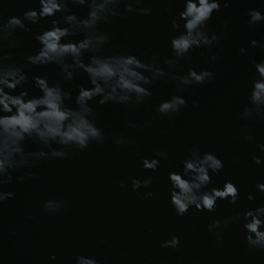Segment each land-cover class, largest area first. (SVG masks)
Instances as JSON below:
<instances>
[{
    "label": "water",
    "instance_id": "obj_1",
    "mask_svg": "<svg viewBox=\"0 0 264 264\" xmlns=\"http://www.w3.org/2000/svg\"><path fill=\"white\" fill-rule=\"evenodd\" d=\"M133 6L151 11L102 23L100 29L110 40L100 54L135 55L166 75L147 86L151 95L142 102H92L103 141H91L84 149L54 144L67 155L33 158L11 172L12 182L3 190L14 196L0 207V264H76L80 256L97 264H264V249L249 245L243 226L244 212L264 206V192L257 188L264 183V162L254 160L264 161L259 147L264 144V112L243 116L257 79L255 65L264 62V21L250 24L249 12L264 14V0H221L219 11L204 25V31L218 39L211 46L192 48L183 58H176L171 48V40L184 31V21L179 28L171 23L183 11V0H142ZM39 8L38 0H0L5 24L11 16L23 18L25 11ZM68 8L81 17L87 14L80 5L70 3ZM66 14L36 24L25 21L24 29L17 28L3 41L5 62L25 65L26 57L40 47L35 37L50 28L52 20L65 26ZM69 39H82V34ZM168 60L176 63L170 66ZM193 69L213 75L204 83L178 87L173 77ZM25 71L28 82L13 94L41 95L32 80L36 75L50 83L62 80L56 64L28 65ZM90 86L87 74L78 71L63 85L72 93L66 104L76 107L79 89ZM172 96H182L186 104L178 112L161 114L159 105ZM120 139L124 143H118ZM24 147L26 152L42 148L31 139ZM193 149L201 155L210 152L224 164L219 172H210L212 183L203 190L223 189L230 181L239 191L236 203L218 199L210 212L193 206L177 214L169 173L182 174L183 161L192 157ZM144 159L160 163L155 170L145 169ZM134 179L151 183L134 190ZM48 200L60 201L62 207L48 211ZM174 236L179 238L176 247L162 246Z\"/></svg>",
    "mask_w": 264,
    "mask_h": 264
},
{
    "label": "clouds",
    "instance_id": "obj_2",
    "mask_svg": "<svg viewBox=\"0 0 264 264\" xmlns=\"http://www.w3.org/2000/svg\"><path fill=\"white\" fill-rule=\"evenodd\" d=\"M142 0H38L39 10L29 9L23 13V18L11 16L3 23V12L0 9V207L4 201L14 196L13 192L4 191L3 187L12 182L11 172L29 164L30 160L47 157L63 158L67 153L53 147L56 145L87 148L91 141H103L104 133L97 127L92 102L98 105L109 103L126 104L142 102L151 95L148 85L153 80L164 77L166 73L153 63H145L135 55H101L102 47L110 40V35L101 31L100 25L111 22L113 17H124L128 13L148 15L150 9L138 8ZM184 9L178 17L171 21L173 28H179V21H184V31L171 40V48L176 58H183L194 47L211 46L218 37L209 36L204 31V25L219 11L221 0H183ZM227 2V0H224ZM87 8V14L78 16L69 8V4ZM125 5L123 9L119 5ZM57 13H67L63 16V24L52 20V26L39 33L35 39L40 47L33 55L26 57L25 65H15L5 62L3 41L17 28L24 29L25 21L32 24L41 19L54 17ZM249 23L264 21L261 11L252 9L249 12ZM82 34V39L71 40L69 37ZM251 44L256 46L257 41ZM243 52L244 49H241ZM168 65L175 60L166 61ZM56 64L62 73V80L50 83L47 77L36 75L32 80L39 88L41 95L29 97L27 91L13 94L17 88H22L28 82L25 71L28 65L41 66ZM257 79L252 83L250 104L244 108L243 116L251 118L254 114L264 112V62L255 65ZM78 71L87 74L90 87H81L75 97L76 107L66 104L72 100V93L64 90V83L74 79ZM150 74V75H147ZM207 70H190L187 75L173 77L178 81V87L189 84L204 83L212 77ZM186 104L182 96H172L161 102L158 111L163 115L175 113ZM28 139L38 142L42 148L38 152H26L24 142ZM245 139L252 140L251 136ZM124 143L122 139L117 141ZM264 152V144L260 146ZM47 149V151H45ZM164 157V153H158ZM257 164L264 161L254 157ZM158 159H144L145 169L155 170ZM224 167L223 161L212 153L201 155L193 149L192 157L183 161V173H169L172 184L171 203L178 215H183L190 207L197 210L212 211L218 199H229L236 203L239 191L232 182H226L223 189L212 188L204 191L212 183L210 172L216 173ZM23 180L24 177H18ZM151 180L134 179L132 188L147 187ZM257 188L264 192V183ZM151 195V193H149ZM249 200L255 197L249 195ZM48 211H57L62 203L48 200L45 205ZM244 229L248 233L246 240L249 245L264 249V206L243 213ZM219 226V222L215 227ZM178 237L165 241L163 247H176ZM52 259H55L53 256ZM76 264H97L93 259L84 256L77 257Z\"/></svg>",
    "mask_w": 264,
    "mask_h": 264
}]
</instances>
